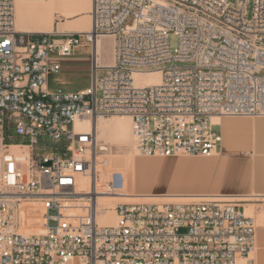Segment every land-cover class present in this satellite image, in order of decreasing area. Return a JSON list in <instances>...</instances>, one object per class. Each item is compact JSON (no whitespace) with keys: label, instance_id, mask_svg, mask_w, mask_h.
Listing matches in <instances>:
<instances>
[{"label":"built area","instance_id":"2783aa9c","mask_svg":"<svg viewBox=\"0 0 264 264\" xmlns=\"http://www.w3.org/2000/svg\"><path fill=\"white\" fill-rule=\"evenodd\" d=\"M92 1L91 29L59 34L20 31L16 0H0V130L28 140L3 155L0 264H255L257 222L238 196L121 200L116 222L99 223L98 195L123 196L124 182L116 173L99 185L98 148L108 147L76 122L126 114L139 156L214 155L223 139L214 117L264 116V0L251 19L250 0ZM105 34L115 52L103 67L96 43ZM85 44L94 45L93 85L50 92L48 77L61 70L50 53ZM151 70L161 82L137 85L135 74ZM93 172L94 189L79 194ZM36 205L45 231L27 233Z\"/></svg>","mask_w":264,"mask_h":264},{"label":"rangeland","instance_id":"374dc122","mask_svg":"<svg viewBox=\"0 0 264 264\" xmlns=\"http://www.w3.org/2000/svg\"><path fill=\"white\" fill-rule=\"evenodd\" d=\"M61 1V0H57ZM70 2L72 0H63ZM90 10L85 15L87 21L85 23H79L80 17L83 15L68 12L60 9L59 6L52 10V19L55 22V29L53 33L57 31L63 32H81L86 31L87 26L90 23ZM254 14V0H250L247 8V16L249 19ZM113 37H104L101 41L100 64L110 62L113 59ZM170 46L174 49L178 46V37L171 35L169 37ZM51 61L59 63L61 70L58 73H52L48 77V89L52 93L64 92V93H77L93 85L94 81V45L85 44L79 48L74 55L59 56L56 51L50 53ZM71 57L79 59L75 64H70ZM90 60V61H89ZM70 66V67H69ZM105 73V70L98 69V76L101 77ZM88 124L87 121L83 122ZM104 135V134H103ZM102 137H117L116 133H105ZM26 142L27 139H23L18 136L15 129L9 125L0 130V173L3 170L4 160L3 155L10 152L11 145L18 144L20 142ZM99 146H106L108 150H100L98 148V160L96 166L98 168L99 185L104 187L111 177L118 173L120 174L124 185H119V192L125 193L128 196H114L104 193H100L99 208H106L113 210L117 201H131V196H140L141 198H161V199H149L144 201L153 202H178V200H201L207 198V196L198 191V183L201 176H206L207 166L204 161L210 157L203 156H191L185 154H178L173 156H139L136 154L133 146V141L126 147H117L112 142H98ZM45 150V149H44ZM119 159L122 163L113 162L110 167L107 162L112 159ZM84 180L87 177L84 176ZM89 189V188H88ZM147 196V197H146ZM206 196V197H205ZM138 197V198H140ZM259 208L252 206L253 213H264V201ZM25 206H33L23 204ZM33 215L30 220L29 228L26 232L42 233L45 231L41 222L38 221L43 216L44 211L40 206L31 207ZM72 209V208H71ZM78 214L85 212L82 207L76 208ZM259 209V211H258ZM248 210V211H247ZM246 214H251L247 209ZM51 214H55V211H51ZM114 216V218H113ZM255 217V216H254ZM108 221V222H107ZM116 222V212L114 215H107L102 224H113ZM55 224V221L51 222ZM257 225V231H258Z\"/></svg>","mask_w":264,"mask_h":264},{"label":"crops","instance_id":"0c3cea01","mask_svg":"<svg viewBox=\"0 0 264 264\" xmlns=\"http://www.w3.org/2000/svg\"><path fill=\"white\" fill-rule=\"evenodd\" d=\"M92 5V0H72L70 2L63 0H16V26L24 32L53 33L55 22L52 19V10L54 8L59 6L62 10L81 14L83 16L80 17L79 23H85L87 21L85 15L89 9H91L89 12L91 16ZM90 20L89 26H87L88 30L92 27V17ZM56 33L62 34L59 31ZM60 36L57 35L56 37ZM114 52L115 39L113 40L112 61L100 65L103 67L112 65L114 63ZM71 58L70 64L79 61L76 57ZM93 62L95 70L94 57ZM98 62H101L100 54ZM115 117L117 116L107 118L111 125L119 122L120 118ZM217 122L219 123L217 129L222 133L223 139L218 151L204 161L208 170L206 176L200 177L197 188L200 193L206 195L238 196L242 201L239 203L240 206L245 211L249 209L251 214H254L259 228L256 247L251 257L254 259L255 264H264V213L255 214L252 208L254 205L259 208L262 204L259 202L264 201V116H225L219 118ZM132 139L124 141L109 136L102 137L99 141L112 142L117 147H126L132 142ZM113 162L122 163V161L115 158L111 162L110 160L107 162L108 167ZM87 184L84 177L80 178L79 186ZM67 213L71 215L78 214L76 208L67 210Z\"/></svg>","mask_w":264,"mask_h":264},{"label":"bare ground","instance_id":"6f19581e","mask_svg":"<svg viewBox=\"0 0 264 264\" xmlns=\"http://www.w3.org/2000/svg\"><path fill=\"white\" fill-rule=\"evenodd\" d=\"M104 36H112V35L105 34V35H102L98 39V41L96 43V51L98 53V59H99V52H100V45H101L100 39ZM112 37H114V36H112ZM135 79H136L137 85H139V86H146L149 84H159L161 82V73L157 70L137 72L135 74ZM113 116H117L115 118H120L119 122L114 124V125H111L107 118L101 117V118L93 119V120L78 119L76 122V127L78 130H92L96 134L98 142H101V141H99V140H101V135H103V134L105 135V133H110V132L116 133L119 140L121 139V140L126 141L128 139H132L133 133H132V118H131V116L126 115V114H119V115H113ZM219 118H221V117H217V116L214 117V122L218 123L217 121H219ZM85 121H87L88 124L83 123ZM99 129H102V130L100 131ZM97 131H98V133H97ZM132 141H133V139H132ZM10 149H11L10 151H16L19 149V146L18 145H11ZM102 149L104 150V148H102ZM3 160H4V158H3ZM3 169H4V165H3ZM2 171H1V173H2ZM1 173H0V175H1ZM85 177H87L86 182L88 184L79 186V188H78L79 194H86V193H89L91 191V189H94V172H93L92 176H90L88 173V175ZM123 196H128V195H123ZM138 197H140V196H131L130 200L135 201V200L161 199V198H141V197L138 198ZM209 197L210 196H207V198H209ZM207 198H204L201 200H178V201H180V202L202 201V200H205ZM99 204H100V194L97 197V211H98L97 220L99 223L102 224L107 215H109V216L114 215V213L116 211H115V209H113V210H108L106 208L100 209ZM113 218H114V216H113ZM116 220H117V216H116ZM27 233H33V232H27Z\"/></svg>","mask_w":264,"mask_h":264},{"label":"water","instance_id":"95a60500","mask_svg":"<svg viewBox=\"0 0 264 264\" xmlns=\"http://www.w3.org/2000/svg\"><path fill=\"white\" fill-rule=\"evenodd\" d=\"M50 163H51V162L49 161V162H48V163H46V164H48V165H49Z\"/></svg>","mask_w":264,"mask_h":264}]
</instances>
